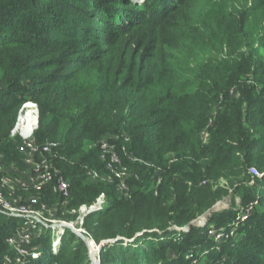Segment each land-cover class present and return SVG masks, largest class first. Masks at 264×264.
Segmentation results:
<instances>
[{
    "label": "trees",
    "instance_id": "trees-1",
    "mask_svg": "<svg viewBox=\"0 0 264 264\" xmlns=\"http://www.w3.org/2000/svg\"><path fill=\"white\" fill-rule=\"evenodd\" d=\"M263 46L264 0H0V164L27 179L25 147L1 120L13 127L18 109L33 101L40 113L34 144L58 141L51 165L69 184L55 217L73 222L71 211L106 197V207L83 221L96 244L114 240L102 245L101 264H264ZM105 62V97L73 106L71 117L60 118L64 107L35 94ZM92 132L93 140L85 138ZM103 136L119 160L113 172L95 144ZM121 169L126 192L115 177ZM202 170L227 187L188 197L181 190L159 208L172 200L171 187L195 183ZM55 182L15 195L24 205L39 197L61 207ZM231 196L229 209L213 212ZM235 197L241 208L254 204L236 227ZM207 213L205 227L191 225ZM17 221L0 211V264L14 256L8 239ZM214 228L229 237L215 242ZM32 236L27 249L38 258L24 264H90L87 246L69 229L56 246L50 228Z\"/></svg>",
    "mask_w": 264,
    "mask_h": 264
},
{
    "label": "rangeland",
    "instance_id": "rangeland-1",
    "mask_svg": "<svg viewBox=\"0 0 264 264\" xmlns=\"http://www.w3.org/2000/svg\"><path fill=\"white\" fill-rule=\"evenodd\" d=\"M139 1V0H137ZM261 56L264 59V46L261 48ZM5 64V63H3ZM5 69V72H7V66L6 65H2ZM107 68H108V63H101L98 65L93 66L91 69H89L87 72H85L84 74L78 76L76 79H74L73 81H67V82H62V83H57V84H51L48 85L47 88L42 89L41 87H36V96L37 98L45 103V101L49 102L52 101L55 104H60L62 107H64L66 109L67 114H61L60 118H66V117H71L72 114L75 113V111L72 109L73 106H76L78 104H84V103H90L92 102L95 98H98V96L103 95L105 97L106 91H105V86L107 84ZM7 75V74H6ZM153 93V92H152ZM158 94V93H157ZM230 96L233 98H237L239 97L237 91L235 90H231L230 91ZM39 104L34 103L33 101L27 102L25 104H23L17 111L16 116H15V123L16 120L18 119V117L22 114H26L25 117L22 115V118L20 117L18 119V124H20L22 121H24L25 123V127L24 130H28L30 131L27 135L31 136L34 133V130L36 128H38L39 126V118H40V113H39ZM37 115H38V121H37ZM8 119H2L1 123L4 126H7L5 128L6 133H9V137L12 139L17 140L16 135L13 137L12 133H13V129L15 124L13 125V127L8 126ZM80 126H82V123L79 124L76 128V132H78ZM93 132L86 134L85 138H88L89 140H93ZM110 138H112L113 140L119 139L121 136L123 135H119V134H109ZM104 136L99 138L97 140V142L95 143L98 147H100V145L104 148V144L102 145L103 142H106L104 140ZM202 138L203 140L206 142L208 141V135L206 133V131H204L202 133ZM48 143H54V144H58L57 140H50L48 141ZM106 146V145H105ZM106 148V147H105ZM108 150H110V148H106ZM35 162H37V160L35 159ZM1 163V160H0ZM117 164V163H116ZM112 169L114 170V167L112 166ZM0 170L3 173V175H0V180L4 177L8 180V185H3L0 182V192L2 189L4 190H8L7 194H9L8 196L10 198H14V200H8V204H10L12 207L14 208H20L24 207V206H29V205H24L21 203L20 198H18L15 194L17 192H22V193H30L31 191H33V186H29V185H23L24 180L21 177L18 176H13L10 174V172L8 171L7 167L5 165H1L0 164ZM203 171V170H202ZM206 171V170H205ZM204 172L203 176H199L196 177V182L195 183H189L186 184V187L184 188H180V185H178L177 187H171L172 188V192L174 190V194H172V200L170 201V199H168L167 202H157L159 205V208L162 210L164 207L167 206L168 202L172 203L175 198H177V194L178 196H180V192L181 190H183L186 194V196L188 197V195L191 194H195L198 191H202L204 189H206L208 186H213L214 189L216 187H227V183L225 181H217V182H213L212 179H209L208 174H206ZM93 171H90V173H92ZM95 172V171H94ZM252 176H256L254 172H251ZM129 177V175L127 174L125 178V180ZM259 177V176H258ZM92 181H94L95 179L92 178L90 179ZM162 180L159 178L158 179V184L161 182ZM253 183H251L250 185H252ZM35 189V188H34ZM9 190L12 192L10 193ZM20 190V191H19ZM36 190V189H35ZM178 192V193H177ZM2 193V192H1ZM5 194V193H4ZM6 196V195H5ZM8 197V198H9ZM234 197V196H233ZM9 198V199H10ZM170 198V197H169ZM5 200V199H4ZM6 200V202H7ZM232 205V196L223 199L221 202H219L217 204V206L214 208L213 212H220V211H224L227 210L231 207ZM235 207L237 209H239L238 214H237V219L232 221V226L236 227L237 226V221H245V219L247 218L248 214H250L252 207H254V204H251L250 206H248L247 208H241L240 207V200L239 198L235 197ZM241 209V210H240ZM0 211L5 212V210L0 207ZM66 214V213H65ZM211 213H207L206 215L199 217L193 225H197L200 228H203L206 226V224L209 222V217H210ZM17 218V217H15ZM18 221L16 222V224H19L16 228V232H15V236H20L21 238H25L22 236L21 232L26 228V225L24 224L25 220L22 218H17ZM56 220H59L58 218H55ZM76 224V223H74ZM31 230H30V234L32 236V234L34 232H39L40 230H42V226L43 225H37L35 223H31L30 225ZM73 229H75L74 231L77 232H81L82 234H84V236L91 242V237L89 235V233L87 232V230L84 229L83 225L77 224L73 226ZM84 230V233L81 231ZM188 229H185L183 232H187ZM60 234V233H59ZM30 236V237H31ZM209 236L216 242V241H220L222 239H225L224 236L221 234H218V230L217 229H212L209 232ZM230 236H233L235 238H237V236L234 234V232L230 233ZM14 237V236H13ZM57 239L54 240V244L55 246L57 245L58 239H59V235L56 236ZM229 237V236H228ZM12 238V237H11ZM9 238V239H11ZM33 238V236L31 237ZM8 239V240H9ZM93 241V240H92ZM106 242V241H105ZM103 245L107 244L102 242ZM101 243V244H102ZM110 243V242H109ZM94 244L96 245V247L98 248L97 250H93L92 249L89 251L88 249V259L90 264H101L100 263V249L102 247V245H98L94 242ZM13 250H14V256L13 257H6L3 259L2 264H24L27 258L22 257L17 249L14 247L10 246ZM28 260V259H27Z\"/></svg>",
    "mask_w": 264,
    "mask_h": 264
},
{
    "label": "built area",
    "instance_id": "built-area-1",
    "mask_svg": "<svg viewBox=\"0 0 264 264\" xmlns=\"http://www.w3.org/2000/svg\"><path fill=\"white\" fill-rule=\"evenodd\" d=\"M25 117V113L22 114ZM20 115L18 119L21 117ZM18 119L16 120L14 129H13V137L16 135V138L21 142V144L25 147V150L23 151L25 156V163L27 165V173H25L27 179L24 180L23 185H31L36 190H39L41 187L49 185L53 182V180L56 179V184L54 186V192L63 199V202L61 204V207L58 205H54L52 207H47L45 204L39 203L40 199L39 197H32L29 200V206H24L20 208H14L10 204H8V200L4 197V195L0 192V207H2L7 215L22 218L25 220L24 224L26 225V228L21 232L22 236L25 238H21L20 236H14L11 239L8 240L10 246H12L17 249L18 253L27 259L35 260L38 258V254L35 251H29L27 249V246L31 242V223H35L37 225H43L42 227H45L47 229H51L55 232L56 236H60L63 234L64 229H68L67 227H70L73 229L74 225H77L80 223V225H83L84 218L89 215L90 213L101 211L103 208L106 207L107 201L104 194H101L95 202L90 205H82L78 208V210H73L70 212V214H77V218L73 222H66L64 220H56L55 218V212L58 209H65L66 203L70 197V190H69V184L67 181L63 179L62 176H60L57 169H55L51 165V159L53 157V151H55L58 148L57 144L54 143H45L42 146H38L34 144V133L37 129H35V132L31 136H26L24 127L25 123L22 121L20 124H18ZM37 121H38V115H37ZM106 142H103L104 148L100 145L101 150V157L105 160V155H109V163L107 164V169L113 172L112 166L114 164H118L119 160L114 152L113 148L109 146L107 138H104ZM118 140V139H116ZM106 145V146H105ZM110 148V150L106 148ZM36 156H38L40 159L35 162ZM253 172V171H252ZM255 175H257L256 172H254ZM127 172L124 169H121L120 172L115 173V177L119 180L118 189L121 192H126L127 188L125 185V178ZM90 179L97 178L95 173H89ZM1 178V177H0ZM109 181V178H108ZM0 182L3 185H8V180L6 178H2ZM5 199V200H4ZM7 200V202H6ZM76 223V224H74ZM66 226V228L62 227ZM75 230V229H74ZM84 233V230H81ZM60 233V234H59ZM85 234V233H84ZM219 234V233H218ZM221 235V234H219ZM223 235V234H222ZM31 236V237H30ZM228 236L225 235V239ZM55 245V244H54Z\"/></svg>",
    "mask_w": 264,
    "mask_h": 264
},
{
    "label": "water",
    "instance_id": "water-1",
    "mask_svg": "<svg viewBox=\"0 0 264 264\" xmlns=\"http://www.w3.org/2000/svg\"><path fill=\"white\" fill-rule=\"evenodd\" d=\"M194 222L191 224L193 225ZM64 228H66V226H62ZM69 230H71L78 238H80L84 243L85 245L87 246V248L89 249V251L92 249V247L94 248V250H97L98 251V248L96 247V245L94 244V241L91 240V242L84 236V234H82L80 231L77 232V231H74V229H71L70 227H67ZM141 234H137L136 237L140 236ZM114 241V240H113ZM113 241H104V243H107V242H113ZM100 245H103L100 244Z\"/></svg>",
    "mask_w": 264,
    "mask_h": 264
},
{
    "label": "bare ground",
    "instance_id": "bare-ground-1",
    "mask_svg": "<svg viewBox=\"0 0 264 264\" xmlns=\"http://www.w3.org/2000/svg\"><path fill=\"white\" fill-rule=\"evenodd\" d=\"M93 250H94V248H93Z\"/></svg>",
    "mask_w": 264,
    "mask_h": 264
}]
</instances>
